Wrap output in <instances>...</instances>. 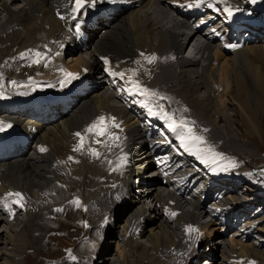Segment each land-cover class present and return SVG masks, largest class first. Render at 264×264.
<instances>
[{"label": "bare ground", "instance_id": "bare-ground-1", "mask_svg": "<svg viewBox=\"0 0 264 264\" xmlns=\"http://www.w3.org/2000/svg\"><path fill=\"white\" fill-rule=\"evenodd\" d=\"M248 2L254 6L253 12L245 7ZM259 3L257 0H203L202 3L197 0H95L92 4L89 0L80 13L72 11L74 0H0V52L8 50L12 54L19 48L18 52H24V59L32 62L35 53L30 50H39L43 56L36 74L38 78L34 72L30 73L28 87L21 88L32 91L29 86L34 84L31 94L16 95L7 102L16 97L17 102L0 105V114L6 118L0 124L10 125L9 131H0V152L2 147L7 149L0 153V202L6 200L13 207L9 216L0 203V226L4 227L0 229V264H26L24 250L32 248L46 229L37 220L44 213H34L33 203L29 204L19 189L26 188L41 201L49 174L59 176L56 174L59 170L55 173L49 169L54 161L66 166L67 176L75 178L71 180L82 190L87 203L96 199L99 206L109 204L107 212L102 213L107 217L104 225L95 229L93 224L95 233L107 239L91 238L90 250L83 248L80 257L70 256L74 264H117L118 261L110 258L109 244L114 235L121 236L123 246L129 251L136 250L138 257L150 264H183L184 256L190 253L183 244L193 237L188 226L193 228L209 215L212 220L203 221L199 240L204 241L210 252V264L215 258L222 259V264H264V215L255 211L264 197L247 198L252 193H239L233 186L222 183L232 179L238 183L234 187H241L244 183L241 179L249 173L244 170L224 174L221 155H215L212 150V146L218 149L224 143L234 154L243 150L250 152L245 147H236L234 123L224 110L230 102L237 107L241 125L260 126L264 122V36L244 37L221 22V18H226L229 27L238 30L244 23L264 15L257 12ZM67 4L71 10L64 12ZM226 7L233 9L232 16L224 11ZM169 9H174L180 18L173 14L171 17ZM84 13L87 16H82ZM2 28L4 31L14 28V33L7 34L5 39ZM48 40L54 45L48 46ZM8 42L14 46L2 47ZM186 43L192 46L190 56L181 54ZM213 45L219 48L215 51L217 61L221 53L228 57V66L223 65L225 70L221 74L228 88L223 84L226 90L220 101L212 91L216 85L211 86L208 81L217 77L212 63ZM165 53L173 59L162 64L161 55ZM77 55L72 63L66 61L65 57ZM153 55L156 59L149 63L146 57ZM105 58L109 61L107 65ZM11 60L1 70L9 78L18 72L14 66L23 68L17 60ZM105 68L124 72L125 76H111ZM165 69L169 70L168 75ZM66 73L76 74L77 78L69 81ZM163 74L169 78L164 79ZM130 79L137 81L140 89L163 84L176 92L186 110L200 119L181 117L172 98L141 95L140 89L129 83ZM202 90L204 93L200 95ZM164 112L176 123L185 124L174 132L178 146L169 142L159 129L160 121L172 122L163 116ZM94 115L95 121L100 116L106 118L100 126L106 129V134L98 136L96 130L92 132L91 162L97 166L104 157L112 161L102 162L104 168L106 164V169L109 166L106 174L88 185L90 171L80 160L82 156L79 158L80 150L74 151L81 138L74 134L81 132L79 128ZM215 115H221L217 116L219 121H215ZM211 116L215 127L221 125L224 142L212 136ZM235 122L239 124L238 120ZM189 125L196 127L192 132L203 137V142L178 138L180 133L187 136ZM201 132L203 135H199ZM124 138L125 148L120 150V141ZM135 142L140 145L137 150L133 147ZM41 148L46 151H40ZM73 163H76L74 169ZM148 174L153 175L148 181L138 185L133 181ZM200 184L202 188H198ZM9 192L21 193L22 199L8 197ZM16 200L23 206L13 203ZM146 201L150 202L146 204ZM93 205L96 210L91 209L95 213L90 212L88 220L99 211ZM149 213L151 219L147 217ZM19 228H26L27 232ZM182 229L187 232L183 233ZM36 231L40 234L37 237ZM230 235L231 239L227 240ZM139 237L147 243L140 244ZM252 239L259 242L245 243ZM120 248V256H124V247ZM125 263L121 257L120 264Z\"/></svg>", "mask_w": 264, "mask_h": 264}, {"label": "rangeland", "instance_id": "rangeland-1", "mask_svg": "<svg viewBox=\"0 0 264 264\" xmlns=\"http://www.w3.org/2000/svg\"><path fill=\"white\" fill-rule=\"evenodd\" d=\"M13 8H16V7L13 6ZM68 8H70V7L67 4L63 8V11L67 12ZM82 10H83V8L80 9L79 12L82 13L81 12ZM172 14H173V12L171 11L170 12L171 17H172ZM83 15H84V17L87 16L85 13L82 14V16ZM165 19H166V17H165ZM79 24H81V22L78 23V25ZM6 29H8V28H5V31H4L2 28V31H3L2 35L5 39L7 37V34L12 35L14 33V28H10L11 30L10 29L6 30ZM104 31H102L103 35L106 34ZM186 32H187V30H186ZM0 33H1V30H0ZM97 35L98 34H96V36H95L96 38H97ZM200 38H201V36L198 38V40H200ZM47 45L50 46L51 43H49V44L47 43ZM262 45H264V43H262ZM5 46L6 47L7 46L13 47L14 43L8 42V43L4 44V46H2V47H5ZM218 49L219 48L216 47V45H213L212 55L214 57V61L213 62L211 61L213 63V66L216 67L217 77H215L212 80H211V78H208V81L210 82V84L212 83L211 86L216 85V86L212 87V91L214 90L213 91L214 97L217 99V101H220V100H223V99H221L222 94L228 88L226 86L227 83L222 79V75H221V74H223V72L225 70L224 69L225 67L223 65L228 66L226 64V62H228L227 61L228 57L225 56L224 53H221L220 54L221 59H220V61H217V58L215 57L216 56L215 51H218ZM18 51H19V48H18V50L14 51L15 53L13 52L12 54L11 53L9 54L8 50H3L0 52V105H2V106H3V104H12L14 102H17L18 96L23 97L22 95L31 94V92L34 90V86H33L34 84L29 86V87L32 86V91L27 90V89H21V88L26 87V85L28 87V85H29L28 83L32 79V76L29 75L30 73L34 72L35 75L38 73V69L40 67V62L42 61L43 56L42 55H40L39 57L36 56V53L39 52V50L38 51L36 50V52H35V50L34 51L30 50V53H35L33 56L35 58V61L32 62L30 60L24 59V57H23L24 52L23 51H21V52H18ZM191 51H192V46H191ZM4 52H7L8 54L6 53L5 55H3ZM4 56H6V58L12 59V60L14 58L15 60H17L20 63V66H23L22 69H20L19 66H14V68H16L18 71L14 77L9 78L8 76L3 74V71H1V70L5 69V65L7 64V60H8V59L4 60ZM77 57H79V55L71 56V57L68 56L65 58H66L67 62L71 61L70 63H72L74 61L73 59H76ZM215 58H216V60H215ZM37 60H38V62H36ZM18 69H20V70H18ZM222 69H224V70H222ZM159 72L161 73L160 70H159ZM164 72L167 75L169 74L168 69H165ZM24 74L26 76H24ZM38 75H36L35 78H38ZM163 76H164V79L169 78L164 74H163ZM16 82L19 83L22 87L18 88V85ZM223 84L225 85L226 89L224 88ZM161 85L163 86V84H161ZM220 85H222L223 88ZM202 91L200 92V95H202L204 93V91L203 92ZM174 93L177 94L176 92H174ZM16 95H17V97L15 100L7 102L8 99H14ZM34 95L36 97H38L36 92H34ZM229 98H230V96L227 94L226 99H229ZM226 108H228V109H226ZM224 110L227 111V112H225V111L224 112L227 113L231 117V119L234 123L232 125V127L235 131V134H236V140H237V146L236 147L237 148L238 147H245L246 150L249 149V151H250V152H247V151L243 150V152L239 151V152H235V154H234L233 151L229 150V147L226 148L224 146V143H223V146L218 145V149H214L215 147L212 146V148L215 150V152L219 153L221 155V157H223L225 159L224 160L225 164L232 167V171H229L228 173H224V174H233L236 172H244V170L247 171L249 173L248 176L246 178H243V180L245 181V184H243V186L241 185V187H238V192L239 193L244 192L246 194L251 193V191L249 189H247V187H248V188H252V191H254V192H261L262 191L263 196H264V122L262 121L260 123V126L257 124H251V125H246V126L241 125L240 124L241 119L237 115V112H238L237 107L233 102L232 103L230 102L227 105V107H225ZM72 112H73V110H72ZM72 112H70V113H72ZM70 113H69V115H70ZM217 116L221 117V115H215V117H216L215 118L216 120L214 119L215 121L220 120L219 118H217ZM1 117L2 116L0 114V121H6V118L2 117L3 118L2 119ZM212 117L214 118V116H211V119H210L211 121L208 120L210 122V125L212 127H214L213 128L214 133L212 132V136L215 137L216 140H218L221 143L223 141V140H221V138L223 137L222 136L223 135L222 129L220 128L221 125L219 124V126H220V127L218 126L219 128L215 127L214 123L212 121ZM199 119H200V117H199ZM204 119H206V118H204ZM95 120H96V116L94 115V117L90 118V120L87 123H83V126H81L79 128V129H81L82 134H84V136H85L84 143H83L84 146L82 148H80L79 158H80V156H82L80 160L82 162H85L87 168L90 171V172H88L89 173V177L87 179L88 185L95 184V182L97 180H99L100 178H102L106 174V172H107L106 170L109 169V166L106 169V167L108 165V164H106L105 168H104V164L102 162H108V161L111 162L112 161V158L104 157L101 159L102 162L98 163L97 166L91 162L90 144H91L92 132L91 133H85V130L90 125H92L94 122H96ZM235 120H238L239 124L236 123ZM0 126H3L2 132L7 131L8 130L7 128H9V127H5V125H3V124H0ZM189 128H191L192 130L196 129V127L193 125H189ZM220 135H221V137H219ZM224 135L226 136V133ZM124 142L125 141L122 140V147H125ZM138 146H140V145L137 144V142H135L133 145L134 149H136V150L139 148ZM29 151L32 152V150H29ZM225 151H227L228 154H225ZM137 152L138 151H136L133 154L134 158L137 157ZM229 154L234 159V163H233V160L226 158L227 156H229ZM75 164L76 163L72 164V169H74V167L76 166ZM233 165H235V167H233ZM49 167H52L49 169H50V171H52V169H53V171H55V173H56V170L57 171L59 170L56 173L59 176H54L52 173H50L49 174L50 176L47 177V179H48L46 182L47 185H45L42 188V192H41V194H42L41 198L43 197L44 199L42 198L41 201L38 202L35 199V197L28 192V190L26 188L23 189L21 187V189H19L23 193V197L25 196L24 199L27 197L26 198L27 201L29 200L28 203L29 204L31 202L33 203V204L32 203L31 204L33 205L32 207H33L34 213L36 212L39 215L44 213L41 216H37V217H39V218H37V220L42 222L43 224H45L47 226L46 229H44V231H42V233H40L41 235L39 234L38 231L34 232L35 236L37 237L38 235H40V238L35 240L36 244H33L32 248H28V249L24 250L25 253L23 254V258H25L26 264H74L72 261L69 260L70 256L75 255L76 257L77 256L80 257V251L83 250V248L90 250L91 249L90 241L93 240L91 238H94L96 240H101V241L107 239V236H104L105 239L103 236H102L103 238L100 239L101 235L95 233V230L93 229V224L96 225L95 229H97V227H102L104 225L107 217H106V215H103V214H105V212H107L109 204L108 205L104 204V205L99 206L100 202H97L96 199L87 203L84 199L82 190L79 188V186L77 185V183L74 180H71V179H75V178L71 177V179H70V177L67 176V172L64 169V167H66V166L54 161L53 163L50 164ZM5 170H6V168H5ZM234 185L237 186L238 183H236ZM24 190H26V191H24ZM251 195L247 198H251ZM76 201H79V204H77ZM111 202H112V200L110 199V203ZM147 202L149 203L150 201H146L145 203L147 204ZM263 202H264V200L262 201V203ZM92 205L95 206L97 209H99V211L95 214V216H93L94 219L92 218V220H88V216L91 213L92 214L95 213V212H92V210H91V209H95V208H92ZM102 206H104L103 208L106 209L105 211H103L104 209L102 208ZM258 207L261 208V205H258ZM57 209H61V211H57ZM102 216H104V217L102 218ZM24 217H25V215H24ZM147 217L149 219H151L150 213H149V215H147ZM101 222H103V223H101ZM1 228L2 229L4 228L3 225L0 226V229ZM47 229H49V230L45 231ZM19 230L27 232L26 228H19ZM232 235H230V237L227 236V240H230ZM238 238L239 237H237V240H238ZM111 239L113 240V242L111 244H109V246L111 247L110 258L118 261L117 264L121 263V257L123 259H125V262H126L125 264H150L146 259L139 258L136 250L131 249L129 251L126 246H123L121 236L119 238V237H116L114 235L113 238H111ZM138 240H139L140 244L147 243L146 239L143 237H139ZM239 241H244V240H239ZM253 241L259 242L258 239H252V240L246 241L245 243L250 244ZM109 243H110V241H109ZM34 246H36L37 248ZM121 246H122V249L124 247V250H123L124 253L123 254H124V256L126 254L125 257L123 255L120 256V250H121L120 247ZM35 250H38L40 252H35ZM93 259H94V257H93ZM215 259L213 260V264H222V259H220V260L219 259L215 260ZM205 260H207V262H208V258L204 259L202 262H204ZM169 261L173 263L174 260L169 259ZM211 262H208V264H210ZM199 264H201V261H199Z\"/></svg>", "mask_w": 264, "mask_h": 264}, {"label": "snow or ice", "instance_id": "snow-or-ice-1", "mask_svg": "<svg viewBox=\"0 0 264 264\" xmlns=\"http://www.w3.org/2000/svg\"><path fill=\"white\" fill-rule=\"evenodd\" d=\"M203 0H197V3H202ZM223 2H226V0H223ZM253 2H255V0H253ZM89 3V0H74V7L72 9L73 12H79L80 9L84 8L87 4ZM91 3L94 4L95 3V0H91ZM210 7L212 5H209ZM224 11L227 13L228 16H232L233 15V9L231 7H226L224 9ZM61 19H63V17H61ZM78 28V26H77ZM226 47H236V45H226ZM59 53H57L58 55ZM41 54L38 52L36 53V56L39 57ZM141 55H144L143 53H141ZM146 59L148 60L149 63H151L152 61H154L156 59V57L153 55V56H149V57H146ZM38 62V60L36 61ZM104 62L105 64L107 65L109 63V61L105 58L104 59ZM105 71L109 73V75L111 76H120L121 78H123L125 76V73L124 72H112L109 68H105ZM66 77L69 78V80L71 79H76L77 76L76 74H73V73H66ZM129 83H131L134 87H136L137 89H140V85L137 81H133V80H129ZM140 94L141 95H155L154 92H150L149 89L147 88H142L140 89ZM149 111L151 112V108H149ZM163 111V110H161ZM163 116L165 118H167L168 120L172 121L171 123L168 124V127L170 129H172V131H176L177 128H181V127H185V124L183 121H180L179 123H176L174 118L172 116H169L168 113L164 112L163 113ZM105 117L104 116H100L98 117L97 121L94 122L92 125H90L86 130H85V133H91L93 132L94 130H96V134L98 136H104L106 134V129L105 128H102L100 127L104 122H105ZM113 120L115 118H112ZM115 127H119V125H114ZM8 127H10V125H8ZM0 131H3V126H0ZM205 131H207V129H205ZM74 135L76 136H79L81 138L80 140V144L74 148V151H78L80 150V148L83 147V143H84V139H85V136L84 134L80 133V132H77L75 133ZM178 138L181 140V141H184L186 138L188 139H191V140H194V141H197V142H203V137L201 136H196L195 134H193L192 132V129L191 128H188L187 129V136L185 135V133H180ZM116 139H118V137H116ZM97 143H102V141L100 140H97L96 141ZM40 151H46L45 148H41ZM94 154L96 155H99V153H95ZM215 155H220L219 153H216ZM69 159L71 160L72 157H69ZM233 167H235V165H233ZM8 197H11V196H15V197H20L22 199V194L19 193V192H9L6 194ZM2 203V206L7 209L8 208V203L7 201H3V202H0ZM13 203H16V204H19V206H23L22 204H20L19 200H16V201H13ZM76 203L78 204L79 201H76ZM57 211H61V209H57ZM171 215L175 216L176 213H172ZM188 230L189 231H195V229H193L191 226H188ZM75 259V258H73Z\"/></svg>", "mask_w": 264, "mask_h": 264}]
</instances>
